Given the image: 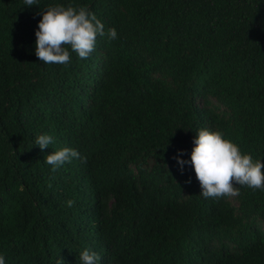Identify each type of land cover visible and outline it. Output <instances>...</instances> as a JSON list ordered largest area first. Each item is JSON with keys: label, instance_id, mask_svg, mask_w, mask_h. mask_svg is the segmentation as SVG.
<instances>
[{"label": "trees", "instance_id": "trees-1", "mask_svg": "<svg viewBox=\"0 0 264 264\" xmlns=\"http://www.w3.org/2000/svg\"><path fill=\"white\" fill-rule=\"evenodd\" d=\"M57 5L86 7L117 39L97 36L88 59L69 48L67 66L41 62L36 32ZM201 129L264 162V0H0L2 255L39 250L18 207L65 202L47 187L63 175L36 154L72 148L86 163L65 174L96 185L99 202L78 207L101 218L115 264H264V191L200 196ZM44 134L55 143L42 150Z\"/></svg>", "mask_w": 264, "mask_h": 264}, {"label": "clouds", "instance_id": "clouds-1", "mask_svg": "<svg viewBox=\"0 0 264 264\" xmlns=\"http://www.w3.org/2000/svg\"><path fill=\"white\" fill-rule=\"evenodd\" d=\"M24 4L32 7L37 4V0H24ZM38 29L35 55L45 64L67 66L71 62L69 48L79 58L88 59L95 50L97 36L107 34L109 40L118 37L115 28L105 33L104 24L86 7L72 5L48 7ZM54 143V138L47 134L39 135L35 140V145L42 150ZM194 144L190 163L202 188L200 196L205 199L238 197L241 187L264 191V162L254 161L250 154H242L239 146L225 139L221 131L201 129L197 132ZM183 154L179 153L178 156ZM73 158L86 163V158L72 148H63L46 157L36 154L42 167L46 165L52 174L63 175L61 180H49L47 187L54 193L63 194L65 202L42 207L19 206L16 227L26 234L39 235L38 240H33L39 245V250L30 251L27 255L0 253V264H115L111 257V246L103 236L101 218L93 220L78 207L96 204L99 198L94 195L96 185L85 179L83 169H80L77 179L65 174L70 165L66 163H71ZM174 159H177L181 170L189 163L178 157ZM27 173L35 176L29 182L37 179L33 168ZM27 173L23 176H27ZM23 176L21 184H25ZM234 184L240 185V188Z\"/></svg>", "mask_w": 264, "mask_h": 264}]
</instances>
